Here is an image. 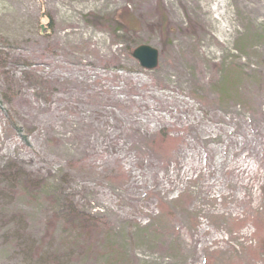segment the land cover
<instances>
[{"label": "rangeland", "instance_id": "obj_1", "mask_svg": "<svg viewBox=\"0 0 264 264\" xmlns=\"http://www.w3.org/2000/svg\"><path fill=\"white\" fill-rule=\"evenodd\" d=\"M256 223L264 0H0V264H264Z\"/></svg>", "mask_w": 264, "mask_h": 264}, {"label": "trees", "instance_id": "obj_2", "mask_svg": "<svg viewBox=\"0 0 264 264\" xmlns=\"http://www.w3.org/2000/svg\"><path fill=\"white\" fill-rule=\"evenodd\" d=\"M236 77V76H235ZM222 89L225 90V91H229L228 86H229V82L231 84V81L229 79H224L223 78V81H222ZM172 139L170 138L169 134L167 132H161L158 134V136L155 138V140L151 143V148L154 150V151H164L163 149L166 148L167 151L170 150L172 147H174L176 145V141H171ZM164 206V205H163ZM160 208L162 209V205H160ZM166 206L164 207V210H166ZM169 210V209H167ZM161 212H163V210H161ZM170 211H168L169 213ZM69 216H72V214H70ZM75 218V222L71 223V224H76L77 226H80L82 225L81 224V219L80 218H77L75 216H73ZM260 221V220H259ZM256 226V229L258 230V232L261 234L262 232V236L261 238L263 237L264 235V225L261 226L259 223H256L255 224ZM89 229L86 228V230ZM89 232V230H87ZM257 232V234L255 235V238L259 236V233ZM261 238L258 239V241L260 242L261 241Z\"/></svg>", "mask_w": 264, "mask_h": 264}, {"label": "water", "instance_id": "obj_3", "mask_svg": "<svg viewBox=\"0 0 264 264\" xmlns=\"http://www.w3.org/2000/svg\"><path fill=\"white\" fill-rule=\"evenodd\" d=\"M132 56L143 69L148 71L156 69L159 64V52L150 46L136 48Z\"/></svg>", "mask_w": 264, "mask_h": 264}, {"label": "bare ground", "instance_id": "obj_4", "mask_svg": "<svg viewBox=\"0 0 264 264\" xmlns=\"http://www.w3.org/2000/svg\"><path fill=\"white\" fill-rule=\"evenodd\" d=\"M167 132L168 134H170V130L168 131V130H166V129H162L160 132H158V133H161V132ZM157 133V134H158ZM172 140L171 141H176V145L174 146V147H172L170 150H168L167 151V149L166 148H164L163 150L164 151H155V152H157V153H165L167 156H171L172 154H173V152L176 150V148L179 146V144H180V142H181V139L179 138V137H170ZM154 141V140H153ZM152 140H151V142H150V144L153 142ZM154 151V150H153ZM154 152V153H155ZM156 153V154H157Z\"/></svg>", "mask_w": 264, "mask_h": 264}]
</instances>
